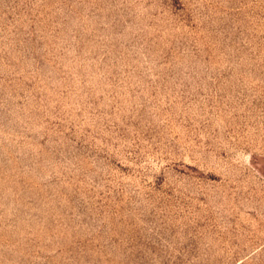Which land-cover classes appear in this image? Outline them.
Masks as SVG:
<instances>
[{
  "label": "rangeland",
  "instance_id": "obj_1",
  "mask_svg": "<svg viewBox=\"0 0 264 264\" xmlns=\"http://www.w3.org/2000/svg\"><path fill=\"white\" fill-rule=\"evenodd\" d=\"M0 264H264V0H0Z\"/></svg>",
  "mask_w": 264,
  "mask_h": 264
}]
</instances>
